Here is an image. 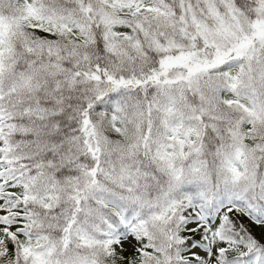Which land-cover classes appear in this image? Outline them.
I'll return each mask as SVG.
<instances>
[{"label":"snow or ice","instance_id":"6c2138e0","mask_svg":"<svg viewBox=\"0 0 264 264\" xmlns=\"http://www.w3.org/2000/svg\"><path fill=\"white\" fill-rule=\"evenodd\" d=\"M0 264H264V0H0Z\"/></svg>","mask_w":264,"mask_h":264}]
</instances>
